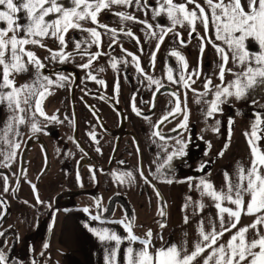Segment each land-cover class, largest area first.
<instances>
[{"label":"snow or ice","instance_id":"obj_1","mask_svg":"<svg viewBox=\"0 0 264 264\" xmlns=\"http://www.w3.org/2000/svg\"><path fill=\"white\" fill-rule=\"evenodd\" d=\"M69 4L71 6H66L63 0H0V22L6 25L0 26V105L7 109L6 117L0 123V168L4 170L11 171L18 162V156L23 155L21 145L26 141L23 139L22 126H27L29 134L33 135L45 131V125L41 123L40 118L48 122H59L57 114L49 115L45 112L43 101L53 86L72 87L73 84L69 81L74 82L76 77L58 69L46 74L43 69L46 68L47 63L63 65L73 62L75 56L86 58L84 62L76 65L85 72L83 79L95 81L106 87V81L96 75L92 67L98 56L104 54L101 48L102 34L109 36L108 48L110 50L113 45H117L121 33L133 38L137 45L141 43L132 29L126 27L127 21L145 25V29H142L145 31V37L156 38L155 48L150 51L149 60V65L153 69L157 51L166 35L173 34L174 39L180 45L188 43L187 40L181 38V33L176 31V25L183 26L185 22L190 28L187 33L189 38L192 37L193 32H196L201 57L206 44H211L220 54L221 63L218 65V72L214 73L220 83L215 84L210 75L206 76L203 90L197 95V102L202 101L206 105V110L203 111L205 120L222 112V105L229 101V98L234 97L235 100L240 101L247 98L256 87L264 86V0H203V4L198 0H184L181 3H176L174 0H155V7L150 0H69ZM188 4H192L193 7L189 9ZM117 8L122 10L117 11ZM133 8L135 11H129ZM102 10L112 12L119 17L120 26L113 27L100 23L98 15ZM149 11L152 13L153 20L161 13L166 14L170 26L165 27L157 23L154 30L153 24L147 18ZM21 12L25 14L27 23L20 22L19 13ZM135 12H142L143 18L136 16ZM86 21H91L94 26L85 27L84 22ZM197 21L203 25V35L196 31ZM210 24L214 31V39L208 35ZM101 29L103 31H100ZM70 30L86 32L88 36L81 35L77 38L69 35ZM248 38H254L258 42L259 51H249L246 47ZM47 39H52L57 47H50L45 42ZM216 41H223L227 50ZM69 44L72 45L71 49H69ZM93 46L96 51H91ZM118 46L123 53L131 57L136 70L149 81L146 87L156 85V92L153 93L150 105L154 110L155 95L164 88V85L159 79L145 72L138 55L124 49L122 43ZM35 47L45 49L47 54L41 58L33 50ZM142 50L141 48L140 51ZM170 54L177 57L179 61L180 75L178 79L174 77L173 68L165 61L164 74L167 81L186 90L191 88L194 82L193 76H200V64L198 63L191 72H188V63L184 55L177 50H172ZM108 55L110 66L113 69H117L121 59L124 64L128 63L126 58L112 57L110 53ZM229 59L234 66H241L242 70L234 72L233 68L227 67ZM29 68L32 69L31 78L17 85L16 75L28 73ZM97 71L102 72L103 68ZM225 72L231 73L233 77L227 82H225ZM113 90L119 92L118 78L114 82ZM191 90L194 93L198 91L197 89ZM171 95L175 97V106L153 125L155 129L153 135L158 136L161 141L172 139L159 131L160 126L167 123L169 117L175 118L176 114L183 116V119L171 131L186 128L189 119L186 91L183 107L179 88L171 91ZM252 103L255 105L256 101L252 100ZM132 110L138 115L141 114L136 109L134 97ZM253 117L251 130L245 132L250 148L248 165L238 162L231 173L225 170L224 183L219 188L214 185L210 170L207 173L204 172L206 165L210 163L209 160L203 161L198 166L203 175L195 178V182L193 177H185L183 181H178H186L189 190L194 187L200 195L197 200L187 195L182 205L184 224H188L191 217L198 214L200 216L195 229L197 238L193 241L191 249H189L186 238L187 233L180 242H171L154 248V233L151 228H148L143 236H139L134 232V216L124 213L120 218H109L105 213L114 212L115 209L104 206L100 197L93 198V206L83 207L82 211L88 214V219L83 222V226L97 238L102 252V264H264V148L260 144V141L264 140V105L261 106V110L253 111ZM227 123L231 126L233 119L229 118ZM219 125L220 121L215 120V126L211 127V131L217 132ZM89 135L96 140L95 132H90ZM188 143L189 141L183 138L174 141L171 151L166 152L163 163H157L156 176L162 177L167 183L174 182V177L170 178L166 172L170 171L171 161L174 158L185 155ZM77 146L79 147L78 142ZM163 147L167 149L168 145L165 143ZM208 147H211L210 142H208ZM223 147L227 149L228 144H224ZM42 148L46 151L45 146ZM137 150L139 151L138 148ZM223 154V150L217 152L218 156H223ZM157 155L160 154L157 153ZM165 165H168L169 169L166 170ZM44 170L46 169H42ZM26 172V168L19 169V173H24L25 177ZM89 172L92 180H95L96 174L91 165ZM19 173L11 172L12 178L15 179V184L11 185L13 192L16 191L21 180ZM139 174L145 184L152 183L155 187L153 177L145 175L142 169ZM113 176H116L115 172ZM131 177V172L120 173L121 182L125 179L130 180ZM0 181H2L3 188V194H0V219H3L8 211V203L4 194L10 190V176L5 171H0ZM76 181L81 183L78 170ZM28 182L33 190L36 204L46 205L51 209L52 203L40 198L37 185L31 181ZM156 194L161 199L159 214L165 217L166 204L158 189ZM246 195L249 197L247 201L244 199ZM204 197L210 198L214 203L215 219L209 216L206 221L202 215L205 207ZM23 203L29 202L25 200ZM90 207H94L95 211H90ZM189 208L192 209L191 216L188 213ZM65 211L68 210L65 209ZM242 213L254 215L255 219L250 224L238 227ZM51 216L52 222L48 225L49 230L54 226L55 212L51 213ZM93 221L97 223L93 225L91 223ZM110 224L120 225L126 234L122 235L114 228L106 226ZM158 227L161 233L156 238L162 240V230L166 227V220L159 222ZM8 228L11 229L12 226L9 225ZM250 230L252 238L249 239ZM225 233L230 234L226 242L222 239ZM6 235V230H0V238ZM13 240H19L18 233L13 235ZM137 243L140 247L135 246ZM0 245H3L0 246V264H41V261L42 264H47V260H43L44 251L49 248L47 240L42 244V251L39 254H35L34 250L29 248L32 255L27 261L11 254L12 245H9L8 240L0 239ZM5 248L8 250L6 251ZM37 255L40 260H37Z\"/></svg>","mask_w":264,"mask_h":264},{"label":"rangeland","instance_id":"obj_2","mask_svg":"<svg viewBox=\"0 0 264 264\" xmlns=\"http://www.w3.org/2000/svg\"><path fill=\"white\" fill-rule=\"evenodd\" d=\"M63 2L66 6H71L69 0H63ZM174 2L181 3L184 0H174ZM198 2L203 4V0H198ZM187 7L191 9L193 5L188 4ZM116 10L120 11L122 9L117 8ZM129 11L135 10L133 8L129 9ZM135 15L143 18L144 14L135 12ZM149 18L150 22L151 19ZM19 19L21 23H27L23 12L19 13ZM98 20L100 23L109 24L113 27L120 26V18L106 10H102L98 15ZM150 23L153 24L154 30L157 23L165 27L170 26V21L164 13L158 16V22ZM0 26L6 25L4 22H0ZM84 26L93 27L94 25L91 21H86ZM126 27L132 29L135 35L139 37L141 43L137 45L133 38L121 33L117 46L123 38H128L130 40V52L137 55L142 48L145 50L144 53L146 52L150 57V51L155 48L156 38L152 36L145 37V31L142 30L145 29V25L127 21ZM189 30L187 22L183 26L176 25V31L180 32L181 38L187 40L188 43L180 45L174 39L173 34L166 35L167 39L161 46L158 60L155 62V71L149 64L147 65V72L159 79L163 85L169 84V86H172L173 91L179 88L182 107L185 91L187 93L186 103L189 112L187 127L183 128L180 133L171 137L172 139L168 141H161L158 136L153 135L155 131L153 125L156 124L161 116L166 115L175 106V97L171 95L169 90L161 92L157 99V106L154 108L156 109L155 112L151 115L143 116L144 112L147 113V111L152 109L150 105L153 100V93L156 91V85L153 84L151 87H146L149 81L142 77L135 67L132 70L134 81L132 95L136 109L141 113L140 115L132 110V104H100L104 103L102 100L99 104H96V97L93 96V87L91 86L86 89L85 95L81 98L87 101L86 104H61L62 100L60 97L65 88L53 86L50 89L49 94L44 99L43 108L49 115L57 114L59 122H48L40 118L41 123L45 125V131L37 132L33 135L29 134L27 126H22L21 128L24 134L23 139L26 141V143H22V149L27 147L31 138L41 137L42 142L47 146L51 155L50 170L47 172L46 170L42 171V169L48 167L45 162L46 151L42 148L43 145L37 142H33L34 144L29 152L25 153V150H23V155L18 156V162L11 171L0 168V171H5L10 176V190L7 194H4L8 203V211L6 217L0 219V230L7 231L5 238L8 240L9 245H12L11 254L13 256L27 261L32 255L29 252V248L31 247L35 254H39L42 251V244L47 240L49 248L44 251L43 260H47V264H54L58 255L57 234L62 213L67 212L65 209L83 212V207L94 205V197L102 198L104 206L108 207L110 205V208L115 209L114 212H107L105 215L120 218L124 213H127L129 216H134L136 224H142V234L144 235L147 229L151 228L154 233L153 240H156L158 239L156 238L157 235L161 233L158 227L159 222L166 220V227L162 230V233L164 230L170 229L168 226L171 214L168 183L162 177L156 176V165L157 163H163L166 152L171 151L176 139L183 138L188 140L189 143L186 146L185 155L174 158L171 161L170 171L166 172L170 178L174 177V180L202 174L198 166L205 160H209L210 163L206 165L204 172L207 173L209 170L212 172L235 152L249 149L245 132L251 130L250 125L254 119L253 111L261 110V106L264 105V91H262L264 86L256 87L247 98L240 101L235 100L234 97L229 98V101L222 105V112L205 120L203 111L206 110V105L202 101L197 102V95L199 91L203 90L206 76L210 75L213 83H220L214 73L218 72L221 56L211 44H206L201 57L196 32H193L192 37L189 38L187 35ZM100 31L103 30L101 29ZM196 31L201 35L204 34L203 25L199 21H197ZM69 35L80 38L81 35L88 36V33L70 30ZM208 35L214 39V31L211 24L209 25ZM45 42L50 47H57L52 39H47ZM109 43V36L102 34L101 44L106 53L110 50L108 48ZM216 43L227 50V46L223 41H216ZM71 47L72 45L69 44V49ZM246 47L250 52L259 51L258 42L254 38L246 40ZM33 50L41 58L47 54L45 49L39 47H35ZM172 50H177L184 55L188 63V72H191L192 68L198 63L200 64V76H193L194 82L191 84V88L187 90L167 81L164 74L165 61H167L168 66L173 68L174 77L179 78L180 72L178 69L180 64L177 57L170 54ZM91 51H96L95 46L91 48ZM84 59L76 56L73 58V62L66 63L69 68L64 73L78 74L79 76L76 90H81L82 79L85 75V72L76 67V65L84 62ZM56 65L48 62L43 71L46 74H50L55 70ZM227 67L233 68L234 72L242 70L241 66H234L231 59H229ZM31 74V68L26 74H17V85L28 81L31 78ZM232 78L231 73L225 72V82ZM69 83L73 84V86L66 87L68 102L72 100V91L74 92L75 90L76 79L74 82L69 81ZM191 89H197L198 91L194 93ZM103 93L110 97V92ZM252 100L256 101L255 105ZM76 107H79V110L81 109L80 113ZM57 110L59 111L57 112ZM6 114V107L0 105V123L4 121ZM123 117L125 118L124 128L126 131H130L131 134L118 141L115 137L105 133L103 124L110 129H116L122 122ZM229 118L233 119L231 126L227 123ZM181 119H183V116L178 114L164 127V132L167 133L175 128ZM217 119L220 121L219 130L214 133L211 131V127L215 126V120ZM63 130L67 132H63ZM96 130L99 136L96 140H93L89 133L95 132L96 134ZM77 138H80L81 141L83 140L81 143L87 148V152L77 156H68V153H65L66 155L61 157L60 153L55 151L59 145L70 148ZM208 142L211 143L210 148L208 147ZM165 143L168 145L167 149L163 147ZM226 143L228 147L224 149L223 146ZM260 144L264 148V140L260 141ZM97 148H99V151H97ZM220 150H223V156L217 155ZM92 153H96L95 156H89ZM157 153L160 155H157ZM121 161L123 163H120ZM90 165L95 171V180L91 178ZM20 168H26V177L24 173H19ZM141 169L145 175L154 178L155 187H153L152 183L145 184L144 179L139 174ZM165 169H169V166L165 165ZM77 170L81 176L82 187L81 183L76 181ZM12 171L18 172L21 176L15 192L11 188V185L15 184V179L11 176ZM113 172L116 173L115 177ZM122 172H131V179H125L121 182L120 173ZM28 181L37 185L39 196L42 200L52 203L53 207L51 209L47 208L46 205L36 204L33 190ZM157 189L166 204L165 217H161L159 214L161 199L156 194ZM0 194H3L2 181H0ZM25 200L29 203H23ZM31 205L36 206L32 207ZM90 211H95V208L90 207ZM53 212H55V223L53 228L49 230L48 225L52 222L51 213ZM9 225L12 226L11 229L8 228ZM15 233L19 234L18 241L13 240ZM37 260H40L38 255Z\"/></svg>","mask_w":264,"mask_h":264},{"label":"crops","instance_id":"obj_3","mask_svg":"<svg viewBox=\"0 0 264 264\" xmlns=\"http://www.w3.org/2000/svg\"><path fill=\"white\" fill-rule=\"evenodd\" d=\"M150 2L152 3L153 7H155V0H150ZM158 16L155 20H153L152 13L151 11H149L147 18L150 17V22H158ZM238 162L243 163L245 165H248L250 163V148L242 149L235 152L229 159H227L223 164H221L219 167H217L211 172V179L217 188H219L224 183V171L228 170L231 173ZM201 175H203V173L191 177L194 178L195 182V178L200 177ZM183 180L184 178H180L175 179L173 183H168V191L170 195L169 205L171 209L170 222L168 227H170V229L163 231L162 240H153L154 248H159L171 242H180L182 239L185 238L184 234L187 233L186 238L188 241L189 249H191L193 241L197 238L195 229L196 222L199 220L200 216L198 214L195 217H191L190 222L188 224H184V212L182 211V205L187 195H191L193 200L199 199L200 195L194 187L189 190V186L186 181L178 182ZM244 199L245 201H247L249 197L246 195ZM203 202L205 207L203 209L202 215L205 217V220L207 221V218L209 216L215 219L216 209L214 207V203L208 197H204ZM191 212L192 209L189 208L188 213L190 216ZM109 218L113 217L110 216ZM225 218L227 219V216H225ZM87 219L88 214L81 211L70 210L62 213L57 234L58 255L57 260L54 264H102V252L100 244L97 238L83 226V222ZM254 219V215L242 213L238 223V227L250 224ZM91 223L95 225L97 222L93 221ZM106 226L114 228L122 235L126 234L124 233L120 225L110 224ZM141 226L142 224H136V221H134V232L139 236H143L141 232ZM229 235V233H225L224 237L222 238L224 242L227 241ZM248 237L249 239L252 238L251 230L248 233ZM2 239L6 238L2 237ZM135 246L140 247L138 243ZM151 250L152 249H150V251Z\"/></svg>","mask_w":264,"mask_h":264},{"label":"flooded vegetation","instance_id":"obj_4","mask_svg":"<svg viewBox=\"0 0 264 264\" xmlns=\"http://www.w3.org/2000/svg\"><path fill=\"white\" fill-rule=\"evenodd\" d=\"M166 39L167 38L165 37L164 41L160 45V48L163 45V43L166 41ZM129 41L130 40L128 38H123L120 42L123 44V48L127 49L128 51L130 50ZM101 48H102V52L104 54L98 56L97 60L93 62L92 67L94 69L93 70L94 73L106 81L107 86L105 87L103 85L97 84L95 81H86V80L82 79L81 90L79 88H78L79 90H76L77 84L79 83V81H77V79L79 80V76H78V74H72L74 77H76V85L74 84L75 90H74V92L72 91V100H70V102L67 101V95H66V93H67L66 87L67 86H65L64 87L65 90H63V92H62L64 95L62 94V96L60 97L62 100L61 104H86L87 101H84V99L82 100L81 98H83V95H85L86 89L89 88L90 86L93 87V93H94L93 96L96 97V104H99V102L101 100L104 103H100V104H113V105H115V104H133L132 91H133L134 81H133V76H132L133 75L132 70L134 69L135 65L132 63L131 57L127 56L126 53H123L121 51V48L117 45H113V48L111 50H109V52H107V53L103 49L102 44H101ZM160 48H159V50H160ZM159 50L157 51L156 61L158 60ZM144 51L145 50L140 51L139 54H137V55L139 56L141 67L145 70V72H147V65L149 64L148 59H150V57L147 55L146 52L144 53ZM109 53L112 57L126 58L128 60V63L124 64L123 60L121 59L120 62L118 63L117 69H113L109 63V58H110V56L108 55ZM67 68H69L68 64L56 65L55 70L58 69L59 71L64 72V71L68 70ZM100 68H103L102 72L97 71ZM153 70L155 71V67ZM142 77H144V76L142 75ZM117 78L119 79V92L118 93L113 90V85H114V82ZM164 85L169 86V84H164ZM95 87H96V89H95ZM169 91H173L172 86H170ZM103 92H110V97H107ZM101 97H103V99H101ZM114 97L117 99H115ZM158 97H159V95L155 98V108L157 106ZM44 103H45V101H43V104ZM76 109L79 110V107H76ZM151 110L147 111V113L144 112L142 115L147 116L148 113L151 115L155 112L156 109H154L153 112H151ZM80 111H81V109L79 110V113H80ZM177 116H178V114L175 115V117H177ZM172 119H173L172 117H169L168 122L164 123L160 128V132L162 134L168 136V137L176 136L183 129V128H179L178 130H175V131H169L167 133L164 132V127H166ZM124 125H125V118L123 117L122 122L120 123V125L118 127L119 129L118 128L110 129L109 127H107L103 124V126H104L103 130L105 131V133L107 135L113 136L116 139H118V141H121L123 139V137L129 136L131 134L130 131L125 130ZM65 129H67V128L65 127ZM63 132H67V131L63 130ZM97 132L98 131L96 130V139L99 136L97 134ZM33 142L34 143L37 142V143L46 147L45 162H46V164H48V167L46 168V172H47L48 170H50L51 155H50V152L48 151L47 146L42 142L40 136H37L35 138H31L28 141L27 147H25V149H23V150H25V153L27 151L29 152L31 146L34 144ZM77 142L79 143V147L77 146ZM81 142H83V140L81 141L80 138L79 139L77 138L76 141H74V143L72 144V146L70 148H66L62 145H59L56 148L57 150H55V151L57 153L59 152L61 157L66 155L65 153H68V156H70V155H73V156L76 155L77 156L79 154L87 152V148ZM81 148H83V151H81ZM95 154L92 153V154H89V156H95Z\"/></svg>","mask_w":264,"mask_h":264},{"label":"water","instance_id":"obj_5","mask_svg":"<svg viewBox=\"0 0 264 264\" xmlns=\"http://www.w3.org/2000/svg\"><path fill=\"white\" fill-rule=\"evenodd\" d=\"M165 90H170V86H168V85H164V88H162V89H160V91L158 92V93H156V95H155V98L161 93V92H163V91H165ZM151 112H153V109L151 110ZM149 114V113H148ZM164 124V123H163ZM162 124V125H163ZM161 125V126H162ZM161 126H160V128H161ZM160 128H159V131H160Z\"/></svg>","mask_w":264,"mask_h":264},{"label":"trees","instance_id":"obj_6","mask_svg":"<svg viewBox=\"0 0 264 264\" xmlns=\"http://www.w3.org/2000/svg\"><path fill=\"white\" fill-rule=\"evenodd\" d=\"M111 202H112V201H111ZM108 207H110V205H109ZM106 216L110 217V215H106Z\"/></svg>","mask_w":264,"mask_h":264}]
</instances>
